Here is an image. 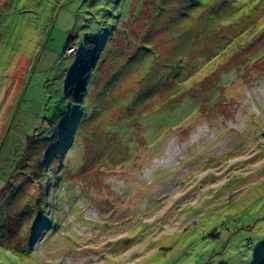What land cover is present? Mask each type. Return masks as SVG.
<instances>
[{"label": "rangeland", "instance_id": "1", "mask_svg": "<svg viewBox=\"0 0 264 264\" xmlns=\"http://www.w3.org/2000/svg\"><path fill=\"white\" fill-rule=\"evenodd\" d=\"M229 1L0 0V264H264V0Z\"/></svg>", "mask_w": 264, "mask_h": 264}, {"label": "trees", "instance_id": "2", "mask_svg": "<svg viewBox=\"0 0 264 264\" xmlns=\"http://www.w3.org/2000/svg\"><path fill=\"white\" fill-rule=\"evenodd\" d=\"M216 1L219 4V8H221L220 11L223 12V15L224 14L230 15V13H228V12L234 13L236 11L235 10L236 6L233 5L229 0H216ZM232 1H235V0H232ZM196 2L201 3V0H195V1L194 0H188V4H191L190 6L194 5V3H196ZM183 7H185L183 9L188 10V5L186 4V2L184 3ZM179 12H180V14H182L183 11H179ZM208 15H213V13H209ZM74 44L75 43L68 42L65 45L64 50L70 45L74 46ZM95 54H96V50H95V53L93 56H95ZM78 55H79V50H78V54H76V56H78ZM94 62H95V57L94 58L89 57L88 59L80 58L78 60V66L76 68V71L73 73L72 78L66 87L65 94L68 97L69 101L79 102L81 100L84 92L86 91V88H85L86 80L90 74L89 72H90V69L92 68ZM191 100H193V102H196L195 99H191ZM177 102H178V100H176V102H174V105ZM174 107H175V110L178 111L180 108H182V105L174 106ZM189 110H190L189 113H191L192 110L191 109H189ZM181 114L182 113H180V115H176V116L173 115L172 117H170L171 120L169 122H166V123L170 124V122L174 123V122L178 121L177 119L181 117Z\"/></svg>", "mask_w": 264, "mask_h": 264}, {"label": "built area", "instance_id": "3", "mask_svg": "<svg viewBox=\"0 0 264 264\" xmlns=\"http://www.w3.org/2000/svg\"><path fill=\"white\" fill-rule=\"evenodd\" d=\"M70 49L73 50V47H71Z\"/></svg>", "mask_w": 264, "mask_h": 264}, {"label": "snow or ice", "instance_id": "4", "mask_svg": "<svg viewBox=\"0 0 264 264\" xmlns=\"http://www.w3.org/2000/svg\"><path fill=\"white\" fill-rule=\"evenodd\" d=\"M241 2L243 3V2H244V0H241Z\"/></svg>", "mask_w": 264, "mask_h": 264}]
</instances>
